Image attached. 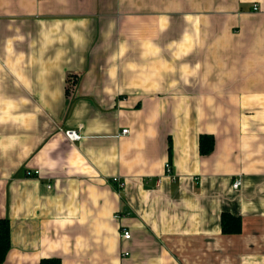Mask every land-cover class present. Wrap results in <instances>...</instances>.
<instances>
[{
	"label": "crops",
	"instance_id": "1",
	"mask_svg": "<svg viewBox=\"0 0 264 264\" xmlns=\"http://www.w3.org/2000/svg\"><path fill=\"white\" fill-rule=\"evenodd\" d=\"M1 219L0 264H264V0H0Z\"/></svg>",
	"mask_w": 264,
	"mask_h": 264
},
{
	"label": "trees",
	"instance_id": "2",
	"mask_svg": "<svg viewBox=\"0 0 264 264\" xmlns=\"http://www.w3.org/2000/svg\"><path fill=\"white\" fill-rule=\"evenodd\" d=\"M213 148V137L209 134H200L199 151L201 154L210 152ZM240 219L238 216L223 212L221 214V230L223 233H236L240 231ZM9 248V224L7 219L0 220V263L3 261ZM57 257L41 258L39 264H61Z\"/></svg>",
	"mask_w": 264,
	"mask_h": 264
},
{
	"label": "built area",
	"instance_id": "3",
	"mask_svg": "<svg viewBox=\"0 0 264 264\" xmlns=\"http://www.w3.org/2000/svg\"><path fill=\"white\" fill-rule=\"evenodd\" d=\"M253 9H258V7H257V5L256 4H253ZM127 131V129H123L122 131H121V133H125ZM66 134H67V136H69L70 138H75V139H77V138H79V134L78 133H76L74 130H72V131H66ZM164 168L167 170L166 172L167 173H169L170 172V164L168 163V162H166L165 164H164ZM113 181H115V182H117V184L118 185H120V186H122L123 184H124V182H121L118 178H113L112 179ZM240 179H235L234 181H233V183H232V187L233 188H237V187H239V185H240ZM116 216H118V215H115V217ZM121 236L124 238V239H129L130 237H131V233L129 232V230L128 229H122V232H121ZM123 254H124V256H127L128 255V252L127 251H123Z\"/></svg>",
	"mask_w": 264,
	"mask_h": 264
},
{
	"label": "rangeland",
	"instance_id": "4",
	"mask_svg": "<svg viewBox=\"0 0 264 264\" xmlns=\"http://www.w3.org/2000/svg\"><path fill=\"white\" fill-rule=\"evenodd\" d=\"M255 10V9H254Z\"/></svg>",
	"mask_w": 264,
	"mask_h": 264
}]
</instances>
